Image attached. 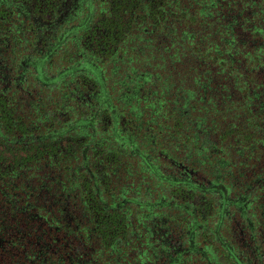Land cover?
<instances>
[{"label": "trees", "instance_id": "16d2710c", "mask_svg": "<svg viewBox=\"0 0 264 264\" xmlns=\"http://www.w3.org/2000/svg\"><path fill=\"white\" fill-rule=\"evenodd\" d=\"M62 1L0 0V264H264V0Z\"/></svg>", "mask_w": 264, "mask_h": 264}, {"label": "flooded vegetation", "instance_id": "af4514ba", "mask_svg": "<svg viewBox=\"0 0 264 264\" xmlns=\"http://www.w3.org/2000/svg\"><path fill=\"white\" fill-rule=\"evenodd\" d=\"M94 1L95 0H63L61 2V13L57 19V24L55 26V30L53 32V34L51 35L50 39L52 40V44H55V42L57 41L59 37V35L61 34L64 35L66 32H68L67 34H69L72 38L71 42L76 41L77 39V35L78 32L87 30L88 27H90V23L92 21V13L95 10V5H94ZM53 27V25H52ZM60 29V34L57 35L56 34V30ZM91 36V31L88 32L86 34L85 37H83V40L85 41V39L89 40ZM55 39V41L53 40ZM80 54V53H79ZM82 56H87V54L82 53L80 54ZM85 59V58H84ZM87 60V59H86ZM85 85L82 84L81 86H79V84L77 85V87L79 86V88H77L79 91V94L81 96H84L83 98V103L84 105H92V107H96V110L99 112H103L104 110L107 109L108 102L106 100V98L104 99V97L102 96L103 94L101 93L100 90H94V88L92 87L91 84H89L87 86V88H84L83 86ZM107 124H110V119H107ZM122 124V130L123 131H127V133L129 134L128 137H130L134 131L132 129V127L130 125L125 126L124 125V119L123 121L120 122ZM114 123L110 124L111 128L113 127ZM104 129L106 130L107 127L105 126ZM144 138V137H143ZM125 141H121L120 143H118V147H122L125 145ZM139 144H137L136 142L131 143V150L134 151L135 147H138ZM125 151V150H124ZM126 152V151H125ZM141 153V152H140ZM181 175H188V173H185V171H180Z\"/></svg>", "mask_w": 264, "mask_h": 264}]
</instances>
